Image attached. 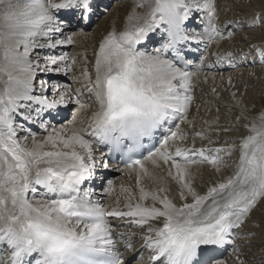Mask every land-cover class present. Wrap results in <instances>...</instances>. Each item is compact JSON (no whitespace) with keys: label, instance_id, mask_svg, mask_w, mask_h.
<instances>
[{"label":"snow or ice","instance_id":"1","mask_svg":"<svg viewBox=\"0 0 264 264\" xmlns=\"http://www.w3.org/2000/svg\"><path fill=\"white\" fill-rule=\"evenodd\" d=\"M93 5L94 0H0V264H125L109 218L146 229L143 247L152 264H223L228 246L238 264H245L238 241L246 237L234 233L264 201V113L259 127L245 125L248 134L227 149L188 147L187 136L174 125L186 119L192 100L194 73L182 67L189 43L224 38L214 23V0H136L123 30L104 36L92 71L82 72L87 102L81 90L72 94L59 83L51 85L49 99L44 79L41 95H35L39 72L59 73L62 65L69 70L68 54L56 50L74 43L65 30L73 20L89 23ZM196 13L201 23L207 20L203 32L189 28ZM255 22L264 26V16ZM150 34L162 43L147 53L137 46ZM38 48L49 50L43 67L33 59ZM257 53L264 64V49ZM70 103L93 109L85 127L51 123ZM18 116L38 123L47 135L19 137L26 130ZM98 145L121 152L122 171L136 174L138 194L122 188V206L117 199L105 208L84 187L98 167H109ZM235 151L234 164H226L221 154ZM203 164L216 173L231 171L201 194L191 168ZM164 167L177 185L178 201L164 186H142L143 177L157 179L152 169Z\"/></svg>","mask_w":264,"mask_h":264},{"label":"rangeland","instance_id":"2","mask_svg":"<svg viewBox=\"0 0 264 264\" xmlns=\"http://www.w3.org/2000/svg\"><path fill=\"white\" fill-rule=\"evenodd\" d=\"M106 1H108L106 2L108 8L104 7L103 9L105 11L103 9H99V11L103 13L99 17L96 16V20L91 22V25L85 30L83 34L84 40L89 39L92 33H94L98 29L102 20L106 19L108 20L107 25H112V19H108L109 17L117 19L115 21L116 31L119 32L122 30L123 25L126 21V17L128 15L126 6L127 4H130L132 0H127L130 1L128 3H125L124 0ZM215 6L217 19V21L215 22L216 26L218 29L224 28L226 32L223 35V39H219L218 42H216V40L208 44L207 50L209 51V53L205 56V58L210 61L209 63L213 62V53L216 54V52H219V48H221V56L225 55V57H227L226 55L230 53H236L237 51H240L238 55L235 54L234 60H232V62L230 61V63L236 64L238 63V61L245 63L242 66H240L239 64V66L235 67L234 69H229L230 67H227L229 63H227L225 70H222L221 72L218 71V73L223 77L228 76L226 82L224 83L217 85L209 83L208 85L204 80L200 82L201 92L203 90L204 92L202 93L204 94H199L197 98L194 97L190 103L192 108L191 113L188 116L189 119L194 118L195 123H191V120L189 121L190 126L188 127V129L190 130L189 133L191 132V135L188 136V140L184 142L188 147L196 146L227 149L234 142L238 143L242 136L248 134L245 125H250L253 120H259L258 117L260 116V114L264 113V64H261L260 56L257 53L258 49H264V26H261L255 22V18L257 16H264V0H227L226 2L217 0ZM195 21H198V17H196ZM68 32L71 34L73 31L68 30ZM74 36L78 37L79 34H74ZM96 38L98 40L96 44L97 46H99L101 35H97ZM78 39L81 38L79 37ZM82 45H84V43ZM69 46L70 47H68V49L66 50H64L65 47L56 50L57 55L60 54L57 53L59 51H64L68 54V60L65 62V64L68 66L69 70L66 71L64 75L54 72L55 74L46 73V75H44L43 77L41 76V79H47V81L49 82V87L46 94L47 96H52L51 85L53 83H59L63 87L69 86L66 87V89L74 94L75 86H78V84L85 79V77H83L82 75L83 70L87 69L90 72L92 71L91 64L94 62V52H90V54L89 52L82 53L81 51L84 52V48L79 46L78 50L74 51L73 45ZM48 51V49H43L42 51L36 50L33 53V59L38 58L41 67H43L45 64L44 56ZM35 54L39 55L35 56ZM75 56L80 57V59L74 60L73 58H75ZM225 57L223 59H225ZM247 64L251 65L247 66ZM237 72H239L240 74V81H230V77L232 75L238 74ZM218 73L216 74L218 75ZM39 76L40 74L38 73L37 78ZM192 77H194V75ZM233 79L235 80L236 78ZM35 84L37 90L35 89L34 91L39 92V81L36 80ZM211 93L215 95L213 97L216 102L212 103L213 101H210L211 98H209V96L208 99L206 98L202 101V96L206 97ZM88 100L89 96H87L86 102ZM76 106V104L70 103V105L65 108L66 112L64 113V120L61 124L57 123L58 125L56 127H62L65 124H71L70 122L74 118L75 121L78 120V118L72 115V110L76 109ZM245 108L249 109L250 112L246 111ZM51 123L56 125V123L54 122ZM24 128L26 129L25 126ZM34 129H36V131L38 130V132L31 131V133L36 136L47 135V133L40 127L38 123L34 124ZM49 130L51 129L49 128ZM23 133V131L22 133H20L21 138L24 136ZM196 133H203L206 137H210L212 140L216 141V143L209 144L207 139L201 140L200 137L196 135ZM25 134L27 133L25 132ZM221 155L226 164L233 165L237 159L238 151H235L233 155H227L226 153H222ZM230 171V168L226 169L227 174ZM213 176L214 175H212L211 173H206L202 175L201 178H198L196 180L198 188L201 189L199 191L201 194H203L207 190L208 186L218 180L215 176ZM112 177H114V179L116 178L117 180L121 179V175L117 174L116 176L113 175ZM105 189L107 188H104L103 185L100 186V190L102 191V193H104L103 191ZM109 219L117 220V218ZM245 223L236 230V232L241 231L242 233L249 235V237L247 238L248 242H244V239L238 241L241 247V254H239V256H252L253 258V256L256 257V254L258 253L257 257H259L262 248L264 250V201L258 203L257 207L249 214V217L247 218ZM126 226H128L127 228L131 230H136L137 228L125 223V227ZM241 232L238 234V236H244V234L241 235ZM122 233L123 231H119V233H117V238H120L121 235H123ZM124 233L127 234V232ZM133 233L137 234L138 232L133 231ZM233 255L234 254H232V250H229L222 258V262L224 264H238V260L235 261L236 258H231L233 257ZM226 260H228V262ZM233 260L234 262H232ZM256 260L253 259L252 261ZM258 262H260V260ZM260 264H264V261L260 262Z\"/></svg>","mask_w":264,"mask_h":264},{"label":"bare ground","instance_id":"3","mask_svg":"<svg viewBox=\"0 0 264 264\" xmlns=\"http://www.w3.org/2000/svg\"><path fill=\"white\" fill-rule=\"evenodd\" d=\"M125 3H128L130 1H127V0H124ZM217 0H214V3H216ZM227 0H222V2H226ZM100 2L99 1V5H100ZM108 1L106 0H102V4L103 3H106ZM136 0H132L130 4H127V9L126 11L129 13L130 10L133 8L134 4H135ZM102 6V5H101ZM94 9H97V11L100 8V6H95L94 5ZM103 13V12H102ZM94 14V13H93ZM96 14L93 15V18H95ZM112 19L111 20V24L112 25H107V21L106 19L102 20L100 22V25L98 27V29L92 33V35L89 37V39H86L84 40V31H79V32H74L76 29H77V26L71 30H73V32L70 34L68 32V29H66L65 31L68 32V34L72 35L73 37V40H74V43L71 44V46L73 45V50H78L79 46L84 48V52L81 51L82 53H85V52H94L95 54V51L97 50L98 46L96 44V42L98 41L97 40V35H101V39L100 41L104 38V36H106L108 34V32L110 31H113L115 30L116 31V24H115V21L117 20L116 18H112V17H109L108 19ZM217 21L216 17H215V20H214V23ZM200 25L196 27V30L200 32V28H201V22H200V19L198 20V22ZM207 24V20L205 19V23H203V25L206 26ZM216 24V23H215ZM73 25V24H72ZM90 25V24H89ZM194 25V24H193ZM195 26V25H194ZM72 27V26H71ZM111 27V28H110ZM124 27V25H123ZM123 30V28H122ZM121 30V31H122ZM220 32L224 35V33L226 32L224 30V28H219ZM201 32H203V28L201 30ZM79 34L78 37H75L74 36ZM81 38V39H78V38ZM218 40L221 39L219 37H217ZM218 40L216 42H218ZM150 42V41H149ZM84 43V45H82ZM88 45V46H87ZM219 45V44H217ZM65 47L64 50L68 49V47H70L69 45H65L63 46ZM147 49H149L148 46H146ZM199 47H207V46H203V44L199 45ZM151 48V47H150ZM218 48V47H217ZM215 49V48H214ZM220 49V50H219ZM219 52H216V54L213 53L212 57H213V62L209 63V60H205L204 61V58H202L204 55L203 54H207L208 52L204 51V53L202 55L199 56V61H198V64H200V62H204L203 64H200V65H195V68L193 69L192 73H194V77H192V89H191V92H190V95L192 96V99L195 97L197 98L199 94H204L202 92H204L202 90L201 92V88H200V82H202L203 80L209 85V83L211 84H221V83H224L226 82L227 77H223L222 75H220L218 73V71H222V70H225V67H226V64H228V68L229 69H234L235 67L239 66H242L245 62H239L238 63H230V61L232 62V60H234V56L235 54L238 55V53L240 51H237L236 53H230L228 55H226L227 57H225V55L221 56L222 54V50L221 48H219ZM38 50V51H42L43 49H35V51ZM141 51H145L146 49H140ZM152 50H153V47H152ZM80 51V50H79ZM64 52V51H63ZM148 52V50H147ZM251 52V51H250ZM34 53V52H33ZM48 53V52H47ZM57 53H60L61 54V51L57 52ZM212 53V52H211ZM43 54V53H42ZM243 54V53H241ZM37 54H35L36 56ZM42 56V55H41ZM79 56V54H78ZM78 56H75V58H73L74 60L75 59H80V57ZM72 57V56H71ZM225 57V59H223ZM233 57V58H232ZM88 58V57H87ZM94 58V57H93ZM231 59V60H230ZM71 60V59H70ZM73 60V61H74ZM218 60V62L215 64L214 62ZM235 62V61H234ZM94 63V62H93ZM93 63L91 65H93ZM252 63V62H250ZM223 65V66H222ZM250 66L251 64H247V66ZM222 66V67H221ZM245 68V67H244ZM228 70V69H227ZM218 73V75L216 73ZM230 72V71H229ZM241 72V71H240ZM53 74H55L54 72H52ZM62 74L64 75L66 73V71L64 70V67L63 65L61 66V71L58 73V74ZM238 74H235V75H232L230 77V81H240V74L239 72H237ZM40 76L37 78V81H39L44 75H46V72H39ZM48 74V73H47ZM52 74V75H53ZM50 75V74H49ZM226 75V74H225ZM230 75V74H229ZM42 76V77H41ZM233 78H236L235 80ZM243 79V78H242ZM241 79V80H242ZM47 81V79H44ZM49 83V82H48ZM87 83V80L86 78L84 80H82L78 86H75V92L76 90H81L82 91V99L86 102V99H87V96H89V94L87 93L86 89L84 88V85ZM231 84V83H230ZM224 86V85H223ZM234 86V85H233ZM64 87H69V86H64ZM216 87H220V86H216ZM36 89V88H35ZM223 89V88H222ZM37 90V89H36ZM50 90V89H49ZM217 91V90H216ZM69 93H71L69 91ZM34 94L35 95H41V92H35L34 91ZM47 94V92L45 93V95ZM52 94V93H51ZM208 96L210 99V101H213L212 103L216 102L214 100V97L215 95H213L212 93L207 95L206 97L202 96V101L205 100L206 98L208 99ZM211 96V97H210ZM48 98L51 99V95L47 96ZM213 97V98H212ZM216 98V97H215ZM246 98V97H245ZM249 99V98H248ZM217 100V99H216ZM205 103V101H204ZM211 103V104H212ZM71 104H76V103H71ZM216 104V103H215ZM224 104V103H222ZM70 105V104H69ZM77 105V104H76ZM214 105V104H213ZM220 106V105H219ZM39 105H31V108L34 109V108H38ZM191 108L192 106L189 104L188 106V111H187V115H186V119H181L180 122H179V128L180 130L187 136V140H188V136H190L191 132L189 133V129L188 127L190 126V123L189 121L191 120V123H195V119L194 118H191L189 119V114L191 113ZM205 108V107H203ZM30 109H21L22 112H28ZM93 109H87V110H84V111H81L79 110V105L76 106V109L72 110V115H74L76 118H78L77 121H75L74 119L70 122L71 124H65L64 126H67L68 128H72V127H85L86 124H87V120H88V117L91 113ZM246 111H249V109H246ZM66 112L65 108L64 107H61L60 108V114H64ZM250 112V111H249ZM34 114V113H33ZM60 116V115H59ZM59 116L56 117V119L60 118ZM45 119H48V114L45 113L44 114V117ZM17 121L19 122H23V120L21 119V117H17L16 118ZM253 122H255L257 124V126L259 127L260 126V121L259 120H253ZM234 124V123H233ZM56 127V125H55ZM61 126H58L57 128H60ZM175 130V128H174ZM50 131V130H49ZM24 135L25 132H29V130H26V131H23ZM22 133V132H20ZM20 133L18 134L19 137H21ZM43 136H37V138H42ZM28 143L30 144L31 141L29 140ZM201 146V145H199ZM196 147V146H195ZM97 148L99 150H101L98 146ZM199 148V147H197ZM105 153V152H104ZM224 156V155H223ZM109 166H112V167H108L107 169L103 168V167H98L97 170H96V174H95V179H93V183L92 185L95 187V189L92 191L93 193V199L95 198V200H98L100 202V204H102L105 208H110V207H113V206H116V201L117 199H119L120 201V205L122 206L123 203H124V196H125V193L122 192V188L123 189H131L134 193L138 194V190H137V185H136V174L135 173H132V174H129L128 172L126 171H122L121 168H118L116 165H111L109 164ZM112 168V169H110ZM149 168H151V166L149 165ZM152 172H153V176L156 177L157 179H152V178H149V177H143L142 178V186L145 188L146 191H154L158 188V186H164L166 188H168V195L170 198H173L175 200L178 201L179 199V193H178V190H177V185L175 184L174 181H172L168 176H167V167H164V168H160V169H152ZM206 173H211L212 175H214L218 180L221 178V175L222 174H227L226 172V169H222V173H216L214 171V169L211 168V166L209 165H206V164H203V165H193L192 168H191V177H192V182L194 184V186L196 187V189L198 191H200L201 189L198 188V185L196 183V180L198 178H201L202 175L206 174ZM117 175H121V179L117 180L116 178L114 179V177H112L113 175L116 176ZM210 175V174H208ZM213 176V177H214ZM206 177H210V176H206ZM205 177V178H206ZM212 179V177H211ZM100 181V182H99ZM211 181V180H209ZM217 181V180H216ZM103 185L104 188H111L112 191H106V189L103 191L104 193H102V191L100 190V186ZM206 189V188H204ZM204 192V190H203ZM122 199V200H121ZM190 199V198H189ZM146 203L148 204H151V200H148L146 201ZM110 222L112 223L113 227L116 229V231L114 232V238L117 239L118 237V234L119 231H123V235H121L122 237V240L120 242V244H127V249L129 253V249L131 250V253L140 245V244H143L144 243V240H143V236L146 232V229H140V228H136V230H131V229H128L126 226L125 227V222L120 220V219H117V220H114V219H110ZM246 222V221H245ZM244 222V223H245ZM243 223V224H244ZM251 223V222H250ZM246 224V223H245ZM135 227V226H134ZM126 228V229H125ZM139 229V230H137ZM130 230V231H129ZM242 230V229H241ZM118 231V232H117ZM134 232H138V233H141V234H135L133 233ZM240 231V230H239ZM124 232H127V234H125ZM241 232V231H240ZM240 232H236V234H239ZM121 233V232H120ZM244 234L241 232V235ZM124 236H127L128 238V241L124 242L125 240H123ZM243 236V235H242ZM244 237H246L244 239V242H247L248 241V237L249 235L248 234H244ZM251 237V236H250ZM130 240L132 242H130ZM252 240V238H251ZM250 240V241H251ZM243 243V242H242ZM261 243V242H260ZM119 244V243H117ZM259 245V244H258ZM118 247V246H117ZM263 247V246H262ZM254 249V248H253ZM263 248H262V251H260V256L257 257V254H256V257L253 256H242L240 257V259L244 260L245 261V264H260V262L264 261V254H263ZM139 251H137V253H139ZM226 254V252L224 253ZM223 254V255H224ZM223 255L221 256V259L223 258ZM143 256H145V254L143 253ZM149 256V255H148ZM241 256V255H240ZM146 257V256H145ZM232 259L236 258L235 261H237V255H233V257H231ZM256 260V261H252V260ZM260 260V262H258ZM228 262V260H226ZM230 261V260H229ZM234 262V260L232 261ZM226 263V262H225ZM238 263V262H237ZM224 264V263H223ZM236 264V263H235Z\"/></svg>","mask_w":264,"mask_h":264}]
</instances>
